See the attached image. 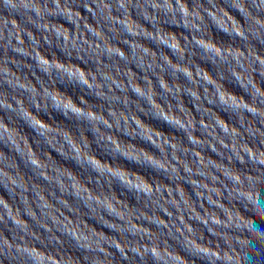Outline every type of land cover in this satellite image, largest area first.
Instances as JSON below:
<instances>
[{
	"label": "water",
	"instance_id": "water-1",
	"mask_svg": "<svg viewBox=\"0 0 264 264\" xmlns=\"http://www.w3.org/2000/svg\"><path fill=\"white\" fill-rule=\"evenodd\" d=\"M182 2L188 8V18L185 19L177 12L176 15H169V22L171 24L185 23L188 25V31L174 25L161 23L158 27L163 35L158 34V40L163 39L169 43H176L179 40L181 45H183L185 41H191L193 36L196 39H201L202 32L203 37L207 38L205 43H213L216 48L223 47L225 51H229L234 47L237 52H243L245 56H251L253 61L251 64L245 61V65L251 74L250 77L241 72L235 65L232 69L235 76L242 78V86L246 87L252 96L241 89L228 76V69L224 64L220 63L219 67H216L211 62L203 60L198 48H191L193 55L186 56L187 62L184 65L187 70L193 72L194 81L196 80V69L199 68L200 74L212 81L213 85H223L221 87L224 97L223 102L227 104L233 102L229 93L239 96L241 99L244 98L249 103L252 102V97L256 96L257 91L264 93V74H262L264 69L260 67V61H264V32H259L258 38L254 37L248 21L234 9H241L245 16L251 18L253 23L256 20L264 21V0H231L232 7L229 6L228 0H182ZM133 3H135V0H133ZM213 4L215 7H213ZM73 6L75 7V5ZM173 6L175 7V3H173ZM127 8L128 12L131 13L127 17L129 26L133 27L134 31L138 27L147 29L149 33H152L151 25L142 16L155 17L156 13L152 10L145 11L143 3L139 5L140 11L132 5H128ZM207 12H212L214 14L213 17L209 18ZM197 13L201 18L200 23L192 18ZM113 14L120 15L115 10ZM80 15L81 17L88 16L89 22L95 23V20L85 12L83 7L80 8ZM158 18L163 22L164 15L161 14ZM34 19V13L26 14L22 9H12L5 3V0H0V33H2V38H0V126L4 129L3 134L0 135V172L3 173L0 175V201H3V203H0V217H2V220H0V236H4L13 242H19L18 238H25L23 231H27L29 237H26V239L30 242L35 243L38 247L43 246L39 241L31 240V236L36 235L40 236L46 245L51 234L46 232L45 229L53 228V231H55V221H59L61 224L65 223L61 217L62 214L69 223L83 226L86 233L82 232V235L87 234L90 237L91 233L94 232L99 237H106L109 243H123L126 239H135L128 233L122 234L120 225L116 220H109L110 218L102 217L99 213H94L95 219H89L93 214L80 201L71 195H62L61 191L67 190L69 187L67 179L60 182V190L55 183H50L42 177L52 180V172L54 170L57 173V180L60 175L65 178H74L75 182L72 187L79 195H83L82 189L91 192L92 195H96V192L101 190V186L96 184L97 174L90 167L87 165L82 166L75 160L67 159L59 154L64 153L67 156L79 158L75 151L66 149L64 138L67 137L74 144L79 155L83 156L85 160L90 157L102 167L110 168L112 171L118 169L123 173L125 181H128V170L135 171L131 173L134 177L130 181L131 184L143 186L144 184L156 182L157 186H162L165 189L164 200L172 199L174 202H179L182 196L189 206L193 203L201 214L206 209L208 211L215 210L221 219L227 221L226 227L212 225L213 231H209V228L203 224L192 221L194 228L197 230L198 242L218 253V259L199 254H189L183 245L176 240H165L166 243L169 242L176 249L177 254L185 255L184 259L189 260L187 264H264V114H262L264 113V104H261L259 99H257V106L261 108L262 113L252 114L244 112L242 117L231 110L222 111L216 105H199V107L204 108L205 113H210L214 120L226 121L228 127L238 132L235 137V150H232L231 147L221 148V145L216 141H213V143L219 150L218 152L212 151L208 145L200 149L206 158H211L221 163L239 180V183L225 180L224 183L227 185V190L221 188L224 191V204L228 209L227 214L220 209H214L206 199L203 201L204 207L202 208L200 207L201 200L196 194L197 189L191 184L190 178L183 173L182 168L181 178L173 180L166 173L154 171L148 166L138 165L109 151L110 145L98 140L91 130V125L87 122L76 120L74 117L66 118L62 113H51L50 110L49 116L44 112L32 111V106L27 99L30 93H27L24 89L35 88L40 90L41 83L45 84V86L53 83V80H49L39 70L33 59L34 56L51 58V56L55 55L58 58V63L66 62L68 64V71L73 70L72 62L78 63L76 67L80 68L81 66L86 72L96 70V64L92 60H88L87 57L85 58L88 60L87 64L74 58L72 62L64 61L67 58L60 50V44L56 36L49 32L38 30L32 23ZM37 23L39 22L37 21ZM101 23L103 24L102 20ZM241 24L248 30L246 41L238 37H229L227 34L215 29V27H219L231 32L238 30V26ZM44 25L45 27L51 25L57 30L62 27L65 33H67L69 28H72V25L65 20L49 21L47 17L44 18ZM193 26L200 31L193 33ZM103 31L113 44H117L115 45L116 48L129 51L128 45L121 43L123 39H131L130 36H127V33L121 30L119 34L118 31L116 37L114 33L108 31L107 24H103ZM17 40L22 43H18ZM141 43L149 49L153 56L163 52L173 66L179 67L176 63L177 57L172 54L170 49L159 48L155 43L147 40ZM112 46L110 44V47ZM12 49H15V51ZM102 59L105 60V63H111L106 57ZM208 59H212L211 55L208 56ZM188 63L193 65L191 69H188ZM215 63H219V61ZM120 66L122 68H130L132 70L133 83L137 84L135 79L137 78V81L141 83L137 84V86L143 87L144 81L142 77L145 73L135 63L124 65L121 62ZM221 69H224V83L221 80ZM156 71L159 72V69ZM160 75L164 79L166 91L171 92V89L167 88L168 83L177 88V99L181 101V104L176 105V100L171 96H167L166 99L172 105H166L165 99L160 98V96H164V93L159 87L156 75L149 72L148 77H145L149 82V92L151 93L152 87H155V94L158 98L155 102L150 101L154 104L153 109H151L144 100L138 99L129 90L128 97L134 102L129 105L133 122L139 121L143 135L149 141L155 139L156 143L160 144L159 138L164 136V143H168L167 138L171 137V143H182L187 152L188 148L191 149L193 145L189 143L186 134L156 118L153 111L174 121L197 120L200 123L210 124L208 120H211V116L206 115L204 117L205 120H201V113L196 111V106L190 96L186 93L182 94V96L179 95V92L184 88H187L189 92L197 90L201 94H203L204 89H194L182 74H178V79L173 80L170 70L164 75L162 73ZM123 79L126 80V77ZM123 79L121 84L124 83ZM57 87L62 92H65L61 93L53 87L57 99H60L63 95L65 97L64 103H72L74 101L79 103V100H83L89 104V111H91V106L94 111H103L107 121L108 104L98 99L86 88L60 81H57ZM225 88L227 91L224 90ZM207 91L211 94L213 91L212 87L209 86ZM117 95L123 94L118 92ZM128 97L124 98L126 102ZM21 104L23 111H21ZM137 105L140 106V109L137 108ZM43 106V101H41L39 107ZM116 107L121 109V115L127 122L128 114L123 112V110L127 111V109H124L122 104H118ZM170 108H180L181 111L176 112L169 110ZM185 110L187 115H184ZM100 114L103 115V113ZM25 120L43 124L58 135L45 133L46 143L42 137L37 136L33 129L25 123ZM56 125L60 127H56ZM134 127L133 125L132 128L130 124L127 126V130L132 135H135L136 132ZM38 130L43 131V129ZM99 131L101 138H106L107 135L111 134L113 145L119 147L122 153L126 152L128 156H134L138 159L142 158V154L152 159L153 154H155L156 163H161L159 150L150 143L141 140L139 136L133 139L130 135H125L122 130H116L115 128H102ZM219 131L217 129V132ZM195 135L197 140L200 137L209 141L212 140L211 136L203 134V130L199 128V125H197ZM221 139L229 145L233 143L232 137L222 133ZM57 140H59V143H56ZM81 140L83 141V146ZM117 141H119L118 144ZM86 146H90V151ZM161 147L163 149V145ZM163 151L166 152L167 149H163ZM193 151L196 150L193 149ZM182 158L192 161L193 167H195L197 158L191 155L190 152L186 157L182 156ZM182 158H180L181 164L183 163ZM33 159L40 167L48 170L40 172L35 169L28 163L29 160ZM165 160L167 161V157H165ZM165 166L175 167L170 161H167ZM212 171L214 172L215 170L213 169ZM216 175H219V173H216ZM193 179L200 180V183H208L210 185L212 183L210 179L205 180L201 176L193 177ZM90 180L91 183H89ZM101 183L103 191L116 201L114 205L115 212L123 215L124 210L127 209L128 216L133 218L132 224L134 227L143 228L145 231L151 230L153 235L156 236L160 234V229L155 224L163 221L170 225H176L175 229H173V232H177L176 235H179L178 233L182 231L179 226V220L181 219L179 209L175 212V209L171 206L167 204L163 206L167 212L173 211V215L177 218L174 221L167 217L164 211L157 209L155 202L148 204L145 202L146 198L138 200L135 193L123 189L118 182L112 181L111 190H109L106 181L102 180ZM171 187L176 188V192H173L175 196L167 195ZM204 195L207 196L208 193L204 192ZM38 196L41 201L40 208L37 207ZM96 198L99 199V196ZM57 200L63 201L67 207H61ZM107 202L111 203V201ZM69 208L71 211H69ZM42 209H51V211L47 212V219H45ZM137 210L141 216L147 217L146 221L140 220L136 215ZM184 219L187 220V215H185ZM16 220L20 221V229H17L13 223ZM149 221L152 223H149ZM102 223L107 224L109 227L103 226ZM112 226L116 227V231L109 229ZM185 227H187V223H185ZM77 231H81V229L77 228ZM164 231L167 232V230ZM56 235L59 236L61 234L57 232ZM61 239L63 245H56L53 250L62 252L67 258V264H91V260L95 264H145V261H142L140 257L133 256L131 253H129V259H123L115 247L109 248L107 244L103 245L104 251L110 252L111 256L105 258L101 252L86 251L78 247L76 242L67 236H61ZM188 240L191 241V244L185 241L186 246L197 245V247H200L191 237H188ZM123 246L127 248L126 243ZM0 262L2 264H24L19 259H11L7 254L0 255ZM147 264H151L150 259Z\"/></svg>",
	"mask_w": 264,
	"mask_h": 264
},
{
	"label": "clouds",
	"instance_id": "clouds-1",
	"mask_svg": "<svg viewBox=\"0 0 264 264\" xmlns=\"http://www.w3.org/2000/svg\"><path fill=\"white\" fill-rule=\"evenodd\" d=\"M5 3L12 9H22L26 14L34 13L35 19L32 22L33 25L40 31H46L56 36V39L60 44L59 48L67 58L64 61L72 62L74 58L84 64H87L88 60H92L96 64L95 71L90 70L86 72L83 70V67H76L78 63L72 62L73 70L68 71V64L66 62L58 63V58L55 55L51 56V58L34 56L33 59L39 67V70L44 73L49 80H53V83L47 84V86L41 83L40 90L35 88L24 89V91L30 93L27 96V99L28 103L32 106L33 112H44L49 116L50 110L51 113H62L66 118L74 117L76 120L87 122L91 125V130L96 135L97 139L104 141L107 145H110L109 151L114 154H118L125 159L133 161L138 165L148 166L154 171L166 173L169 178L173 180H179L181 178L182 168L183 173L190 178L191 184L195 187V189H197L196 194L201 200L200 207H204L203 201L206 199L214 209H220L225 214L228 213V209L224 204V191H222L221 188L227 190V185L224 183L225 180H232L236 183H239V180L227 167L211 158H206L203 151L200 149H202L205 145H208L212 151L218 152L219 150L216 148L215 143H213V141H216L221 145V148L231 147L232 150H235V137L238 135V132L235 129L228 127V123L226 121L221 122L220 120H214L211 114L205 113L204 108L199 107V105H216L222 111L231 110L242 117L244 112L252 114L262 113L261 108L257 106V99H259L261 104H264V93L257 91L256 96L252 97L251 103L244 98L241 99L239 96L229 93L233 102L231 104L224 103L223 92L221 91V87L223 85H213L212 81L200 74L199 68L196 69V80L194 81L193 72L184 67L187 62L185 58L186 56L193 55L191 48H198L201 52L203 60L211 62L216 67H219L220 63L224 64L228 69V76L235 83H237L241 89L251 95V93L247 91V88L242 86V78L235 76L232 71L233 66L235 65L236 68L250 77L251 74L245 65V61L251 64L253 62L251 56H245L243 52H237L234 47H232L229 51H225L223 47L216 48L213 43H205L207 38L203 37L202 32L201 39H196V37L193 36L191 41H185L183 45H181L179 40H177L176 43H169L163 39L158 40L157 35H163L161 29L158 27L161 23L174 25L175 27L183 28L188 31V25L185 23L171 24L169 22V15H176L177 12H179V14L185 19L188 18V8L182 0H135V3H133V0H82V2L81 0H5ZM141 3L144 4L145 11L152 10L156 13L155 17L142 16L143 19L151 25L153 29L152 33H149L147 29L138 27L134 31L133 27H130L128 24L127 17L131 15V13L128 12L127 6L132 5L140 11L139 5ZM173 3H175V7L173 6ZM228 3L229 6L232 7L231 0H228ZM73 5H75V7ZM113 5H115V7H113ZM81 7L85 9V12H87L93 20H95V23H90L88 16L81 17ZM213 7H215L214 4ZM73 9H75V11H73ZM234 9L248 21L250 27L252 28V35L254 37L258 38V33L264 32V21L256 20L253 23L251 18L245 16L241 9ZM114 10L119 12L120 15H114ZM161 14L164 15L163 22H161L158 18ZM207 15L209 18H212L214 14L212 12H207ZM45 17H47L49 21L65 20L68 24L72 25V28H69L67 33H65L62 27L60 30L53 28L51 25L45 27ZM121 17H123V19H121ZM192 18L198 23L201 22V18L198 13L194 14ZM101 20L103 21V24L108 25V31L114 33L116 37L118 31L120 34L121 30L127 33V36L131 37V39H123L121 41V43L128 45L129 51L115 47L117 44H113L110 38L105 35ZM37 21L39 23H37ZM13 27H15V25H13ZM213 27H215V25H213ZM215 29L219 32L227 34L229 37H238L239 39L245 41L247 40L248 30H246L242 24L238 26V30H233L231 32L219 27H215ZM192 31L193 33H196L200 30L193 26ZM0 38H2V33H0ZM144 40L155 43L159 48L170 49L172 54L177 57L176 63L179 67L173 66L171 61L165 57L163 52L157 56H153L149 49L141 43ZM17 42L22 43L19 40H17ZM110 44L113 46L110 47ZM50 46H52V44H50ZM12 50L15 51V49ZM209 55H211L212 59H208ZM86 57L88 60L85 59ZM103 57H106L108 61H111V63H105V60L102 59ZM216 61H219V63H215ZM121 62H123L124 65L135 63L136 66L145 73L142 77L144 81L143 87L137 86V84H141L137 81V78H135L137 84L133 83V77L131 74L132 70L128 67L122 68L120 66ZM192 67L193 65L188 63V69H191ZM260 67L261 69H264V61H260ZM157 69H159V72L156 71ZM169 70L171 71L173 80H177L178 74H182L194 89H204L203 94H201L197 90L189 92L187 88H184L179 92V95L182 96V94L186 93L191 97L193 104L196 106V111L201 113V120H205L204 117L206 115L211 116V120H208L210 121V124L200 123L197 120H183V122H180L169 119L167 116H162L158 112L153 111L156 118L178 130L183 131L186 134L189 143L193 145L191 149L188 148L187 152L185 151L182 143H171V137L167 138L169 141L168 143H164V136H160V144H157L155 139L149 141V139L143 135V130L139 121L133 122L131 108L129 107L131 103H134L128 97V92L130 90L138 99L144 100L150 108L153 109L154 104L151 102H155L158 97L155 94V87H152L151 93L149 92V82L145 79V77H148L149 72L156 75L159 87L164 93V96H160V98L165 99V104L172 105V103L166 99L167 96H171L175 99L176 105L181 104V101L177 99V88L175 86L168 83L167 88L171 89V92L169 93L165 90V82L160 74L162 73L164 75V73ZM124 77H126V80L123 79ZM122 79L124 80L123 84H121ZM221 80L224 83V69H221ZM57 81L67 82L80 86L81 88H86L98 99L106 102L108 104L107 121L105 120V114L103 111H94L92 106L91 111H89V104L83 100H79V103L76 101L72 103H64L63 100L65 97L63 95L60 99H57V96L53 91V87L58 89L61 93H65L57 87ZM209 86L213 89L211 94L207 91ZM224 90L227 91L226 88ZM118 92L123 95H117ZM125 97H128L127 102L124 99ZM41 101H43V107H39ZM118 104H122L123 108L127 109V111L123 110L124 113L128 114L127 122L124 120L123 115H121V109L116 107ZM137 108L140 109V106L137 105ZM169 110L176 112L181 111L180 108H170ZM21 111H23L22 104ZM100 113H103V115ZM184 115H187L186 110ZM25 123L33 129L37 136L42 137L46 143L47 140L45 139V133L48 135H58L51 129L46 128L45 125L39 124L38 122L25 120ZM129 124L132 128L133 125L135 126V135H132L127 130V126ZM197 125H199V128L203 130V134L212 137L211 141L206 138L202 139L201 137L199 140L195 139ZM56 127L60 126L56 125ZM102 128H115L116 130H122L125 135H130L133 139L139 136L141 140L150 143L159 150L161 163H156L155 154H153L152 159H149L143 154L142 158L138 159L134 156H128L126 152L122 153L119 147L113 145L111 134L107 135L106 138H101L99 129ZM38 129H43V131H39ZM217 129L220 131L217 132ZM3 131L4 129L0 126V135L3 134ZM221 133L233 138L232 145L225 143V141L221 139ZM64 142L66 149L75 151L79 158L77 159L73 156H67L64 153L59 154L67 159L75 160L82 166L87 165L90 167L92 171L97 174L96 184L101 186V190L96 192V195H92L91 192L82 189L81 191L83 192V195H79L72 187L75 182L74 178H65L63 175H60L57 180V173L54 170L52 172V180H49L44 176L42 177L50 183H55L60 190V182L67 179L69 187L67 190L61 191L62 195H71L76 200L80 201L84 207L93 214L89 217V219H95L94 213H99L102 217H106L108 219L110 218L109 220H116L120 225V232L122 234L128 233L135 239H126L123 243H109L106 237H99L94 232L91 233L90 237L87 234L82 235V232L86 233L83 226L69 223L67 218L63 217L61 214L65 223L61 224L59 221H55V231H53V228H44L46 232L51 234L48 237V243L46 245L41 240L40 236L32 235V241H39L41 245H43L38 247L35 243L26 239V237H29L28 233L27 231H23L25 238H18L19 242H13L4 236H0V255L7 254L11 257V259H19L24 262V264H67L66 256L59 250H53L56 245H63L61 236H67L74 240L78 247L86 251L101 252L104 254L105 258L111 256L110 252L104 251L103 245L107 244L109 248L115 247L123 259H129V253H131L133 256L140 257L142 261H145V264H147L149 259L151 260V264H187L189 260L184 259L185 255L177 254L176 249L169 242H165V240L169 241V239L176 240L178 243H181L189 254H199L209 258H219V254L213 249L198 242L197 230L194 228L192 223V221H195L198 224H203L209 228V231L214 230L211 227L212 225L226 227L227 221L221 219L215 210L208 211L206 209L205 212L201 214L197 211L193 203L189 206L187 202L183 200L182 196L180 197L179 202H174L172 199L164 200L165 189L162 186H157L156 182L144 184L143 186L133 185L130 183V181L134 179L131 173L135 171L128 170V181H125L123 173H121L118 169L116 171H112L110 168L102 167L90 157L85 160L83 156L79 155L78 150L75 149L71 140L65 137ZM56 143H59V140H57ZM118 143L119 141H117V144ZM81 144L83 146L82 140ZM161 145H163V149H167L166 152L163 151ZM86 147L90 151V146ZM52 149L56 151L54 148ZM193 149L196 151H193ZM189 152L197 158L195 161V167H193L192 161L182 158V156L186 157ZM198 153H200V155H198ZM165 157H167V161H170L175 165L174 168L165 166L167 163ZM178 157L182 158V164L181 159ZM28 163L40 172L48 170L47 168L40 167L34 159L29 160ZM213 169L215 170L214 172L212 171ZM216 173H219V175H216ZM2 174L3 173L0 172V175ZM196 176L204 177L205 180L210 179L212 181L211 185L208 183H200V180L193 179V177ZM102 180L107 182L109 190H111L112 181H116L123 189L135 193L138 200L146 198L145 202L148 204L155 202L156 208L160 211H164L166 216L174 221L177 218L173 215V211L167 212L163 206L164 204H167L168 206L174 208L175 212L179 209L181 217L179 220V226L182 231L178 233L179 235H176L177 232H173L176 225H170L164 223L163 221L155 224L157 228L160 229V234L156 236L153 235L151 230L145 231L143 228L134 227L132 224L133 218L128 216L127 209L124 210L123 215L115 212L114 205L116 201L103 191V185L101 183ZM89 183H91V180ZM174 191L176 192V188L174 189L171 187L167 192V195L175 196L173 195ZM204 192H207L208 195L205 196ZM97 196H99V199L96 198ZM107 201H111V203H108ZM0 203H3V201H0ZM40 203V197L38 196V208H40ZM57 203H59L61 207H67L63 201L57 200ZM42 211L44 212L45 219H47V212L51 211V209H42ZM69 211H71L70 208ZM72 213L76 214L75 212ZM136 215L141 221L147 220V217L141 216L138 210ZM185 215H187V220L184 219ZM0 220H2V217H0ZM13 223L16 225L17 229H20V221L16 220L13 221ZM149 223L152 222L149 221ZM185 223H187V227H185ZM102 224L103 226L109 227L107 224ZM77 228H80L81 231H77ZM109 229L116 231L115 226H112ZM164 230H167V232ZM57 232L61 235H56ZM188 237L194 239L200 247H197V245H191V247L186 246L185 241H187L188 244H191ZM125 243L127 244V248L123 246ZM97 259H99V257H97ZM0 264H2V262H0ZM91 264H95V262L91 260Z\"/></svg>",
	"mask_w": 264,
	"mask_h": 264
}]
</instances>
